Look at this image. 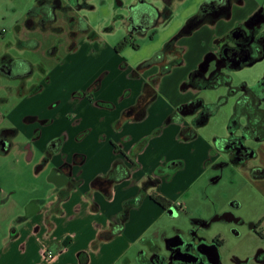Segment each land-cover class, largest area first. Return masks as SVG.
Here are the masks:
<instances>
[{"label": "crops", "instance_id": "1", "mask_svg": "<svg viewBox=\"0 0 264 264\" xmlns=\"http://www.w3.org/2000/svg\"><path fill=\"white\" fill-rule=\"evenodd\" d=\"M257 6L255 3L249 14ZM236 9L232 21L199 28L190 39L176 41L160 64L140 73L135 68L142 61L128 65L112 57L109 64H98L96 52H87L97 39L88 27L90 39L82 34L70 49V42L64 41L56 54L58 60L47 57L52 65L44 60L43 76L20 85L0 74V130L16 128L13 145L20 147L15 160L12 154L0 156V264H134L140 242L154 238L151 229L172 216L167 211H178L174 208L177 202L185 209L187 192L207 176L210 165L222 158L220 153L227 154L216 151L211 138L202 132L210 119L189 141H181L178 134L182 127L191 125L193 117H185L181 124H163L178 106L198 94V90H182L181 84L207 53L216 52V40L241 18ZM148 30L134 34L146 36ZM51 42L49 38L47 47ZM171 63L170 71L160 76V68ZM37 84H41L38 92ZM95 84L98 87L91 92ZM144 85L156 98L148 105L145 117L133 121L123 113L135 106ZM49 104L53 105L47 110ZM158 129L161 131L153 136ZM149 136L145 148L134 156L133 148ZM53 141L49 152L53 158L35 175L41 159L49 156L45 151ZM258 144L256 158L264 155V144ZM115 159L133 168L130 176L114 184L110 196L91 190V181L106 174ZM249 163L247 173L255 167ZM256 166L264 169V162ZM31 177L45 183L41 180L34 185ZM148 177L158 184L154 194L168 201L170 209L164 210L149 198L150 187L143 190ZM250 183L264 198V179L250 178ZM139 197L140 204L129 210L122 230L94 246L100 233L110 231L111 223H119L123 205ZM225 208L205 207L202 214ZM195 210L191 208L189 216ZM170 229L165 226L160 234H168ZM47 252L53 255L51 260L45 258Z\"/></svg>", "mask_w": 264, "mask_h": 264}, {"label": "flooded vegetation", "instance_id": "2", "mask_svg": "<svg viewBox=\"0 0 264 264\" xmlns=\"http://www.w3.org/2000/svg\"><path fill=\"white\" fill-rule=\"evenodd\" d=\"M245 1L203 0L199 11L195 14L200 23L199 28L228 20L231 11L243 7ZM160 2V9L150 6L139 12L130 10L127 22L129 36L135 32L141 34L147 29L166 22L164 7L171 5L172 2L171 0ZM83 7H88L86 0H34L26 10L23 21L14 26L13 41L8 44L7 48L12 49L15 54L22 52L36 54L37 51L40 54L37 60L32 62L28 59L13 57L6 52L5 48L4 53L0 55V74L8 75L22 85L24 81L37 75L43 76L46 69L44 60L46 57L56 58L64 41L70 42L68 46L70 49L71 44L80 35L83 34L90 39L86 19L79 16ZM49 38L52 42L49 47L44 48ZM216 45V52H210L214 54V57L207 72L218 68L223 72L236 71L262 60L264 58V3L244 21L238 22L217 39ZM40 89L41 84H37L36 92ZM15 137L16 135L0 133V156L12 154L15 160L20 150V147L13 145ZM249 141L263 143L253 139H244L234 150L224 152L227 154V162L214 166L215 170L219 171L229 164L247 168L248 162L257 157V153L246 145ZM247 170L250 178L264 179L262 167L255 166ZM240 208L241 205L238 202L231 201L225 210L214 211L207 216L202 214V209L197 208L195 214L189 217L188 226L185 229L171 227L168 234H162L158 239L142 240L134 264H264V247H256L254 252L247 257L232 255L224 260L221 254L224 241L220 235H208L212 225L217 223L228 229L232 235L238 236L239 227L244 225L243 218L235 211ZM263 222L264 218L257 224L250 223L249 228L257 232L256 229L262 227ZM114 223H111V226H114ZM263 235L264 232L259 234L261 239Z\"/></svg>", "mask_w": 264, "mask_h": 264}, {"label": "rangeland", "instance_id": "3", "mask_svg": "<svg viewBox=\"0 0 264 264\" xmlns=\"http://www.w3.org/2000/svg\"><path fill=\"white\" fill-rule=\"evenodd\" d=\"M202 1H174L171 6L172 15L164 24H161L162 26L149 29L146 36L134 34L133 38H129L127 22L130 10L139 12L150 6L161 7L159 0H86L89 8L83 7L79 16L81 18L85 17L87 26L97 36L96 41L92 45L90 44V50H87V52L90 55H95L96 52L97 56L95 58H99L98 64L103 65L109 64V61L112 62L114 60L112 57H117L121 64L128 65L151 59L156 53L158 54V50L159 52L162 50L164 43L173 38L185 25L186 21L199 11ZM33 2L34 0H0V51H5L6 48V52L13 53V50L7 47L13 41L14 26L23 21L26 10ZM255 3L260 6L264 3V0H247L243 7L236 9L235 14L238 12V16L241 18L237 17L239 19L235 21V24L244 21L250 15L249 10ZM131 7L132 9H130ZM234 17L236 16L231 11L229 21H232ZM191 35L178 40L185 41L190 39ZM124 38H128L129 44L121 51H116V45ZM46 47L47 43L44 48ZM35 53L22 52L16 55L36 61L40 52ZM64 54V52H60V55L63 56ZM47 62L50 65L53 64V61L48 60L46 57ZM119 67L120 65L117 66L118 69ZM224 73L228 77L229 87L220 85L214 89L198 90L197 95L191 96V101L200 100L207 106L222 102V105L214 111V114L209 118L210 122L203 127L202 131L203 134L211 138L213 148H215V143L218 144L222 139L229 137L227 129L229 120L234 114V108L242 95V87L255 89L257 83L264 77V58L252 66L236 71H224ZM101 74L102 72L99 76ZM230 88L232 89L229 91ZM51 105L53 104L46 107L47 110ZM262 108L264 109V103ZM246 145L255 153L257 146H259L258 143L251 141L247 142ZM220 155L222 158L210 165L207 176L187 192L189 196L184 201L185 209L183 211L171 209L172 216L164 217L151 229L150 233L154 238L158 239L160 237V232L165 226L185 229L188 226L191 208L204 210L205 207H208L212 210L216 205L221 208L224 205L227 206L231 201H236L241 205V208L235 211L244 220V225L238 229L239 235H232L228 229L217 223L212 225L208 235H220V238L224 241L221 249L224 260L232 255L247 257L254 252L256 247H264V235L262 239L259 236L260 233L264 232V222L262 227L256 229L257 232H253L249 228L250 223L257 224L259 220L264 218V198H262L259 190L251 185L250 176L244 167L229 164L219 171L215 170L214 166L227 162V156L223 153H220ZM261 162H264V155L260 153V157L251 160L249 165L256 166ZM31 180H33L34 185H39L42 179L31 177ZM215 181L217 182L215 183ZM42 182L45 183L44 180ZM157 185L156 182H151L149 186L151 195H155ZM37 188L35 189L37 190Z\"/></svg>", "mask_w": 264, "mask_h": 264}, {"label": "trees", "instance_id": "4", "mask_svg": "<svg viewBox=\"0 0 264 264\" xmlns=\"http://www.w3.org/2000/svg\"><path fill=\"white\" fill-rule=\"evenodd\" d=\"M174 1L181 0H171ZM164 7V17L165 21L170 19L172 15L171 6ZM197 15L190 17L185 25L180 29V31L170 40L166 41L162 47V50L155 54L151 59H147L142 61L135 68V72H143L154 65L160 64L164 58V54L170 52L173 48V44L182 37L190 36L194 31L199 28V22L197 21ZM129 44L128 38H124L121 42H119L115 50L121 51L124 47ZM214 54L207 53L202 61L199 63L197 68L191 71L187 77L186 82L181 84V89H192V90H205V89H214L217 86L225 85L229 87V80L227 75L221 70L213 69L210 72L208 71L209 64L213 59ZM259 61V60H258ZM257 61V62H258ZM256 63V62H255ZM171 63L167 66H162L159 70V75H165L171 69ZM207 68V71H203ZM235 70V68H233ZM98 85L95 84L90 87V91L93 92L97 89ZM148 85H144L141 95L139 96L135 106L133 108H129L124 111L123 116L133 120L140 121L142 120L147 111V107L150 103H152L156 94L153 91H149L147 88ZM232 88L229 89V91ZM242 95L238 101V104L234 108V114L231 116L228 124V136L226 139H222L218 144L215 143V150L219 152H227L232 151L237 148L238 144H241L244 139H253L257 142L264 143V109L262 108V104L264 103V77L260 79L257 83V88L248 89L246 87H242ZM222 105V102L216 103L215 105L207 106L200 100L191 101L184 105L178 106L172 114H170L163 125H168L171 123L181 124L183 119L187 116L193 117L191 120V125L189 127H182L179 131L178 137L181 141H189L196 137L197 130L204 126L211 115L214 114V111ZM161 131V129L156 130L152 133V135H156ZM4 132L5 134L17 135V129L10 130H0V133ZM149 137H146L139 141V143L133 148V155L136 153H140L145 146L147 145ZM56 142V141H55ZM54 141L49 143L46 148L47 155H51L50 148L55 143ZM115 150L118 151V147L114 146ZM56 149H53L54 153ZM121 153V152H120ZM129 163L133 165V168L136 167L134 164V160L131 161L130 158L127 157ZM133 168L129 169L125 165V163L120 159H115L111 164L110 169L103 176L95 177L91 183V190H96L103 193L106 196H110L111 187L119 183L125 179H127ZM152 178L148 177L147 181L144 183V189L148 188L152 182ZM154 203L159 205L161 208L166 209L169 207V202L164 198L156 195H151L149 197ZM141 197L136 198L133 203H126L123 205L122 212L119 214V223L110 228V231L106 233H100L93 245L95 246L99 241H106L114 237L122 230L123 224L126 222L128 217V212L132 207H137L140 204Z\"/></svg>", "mask_w": 264, "mask_h": 264}, {"label": "water", "instance_id": "5", "mask_svg": "<svg viewBox=\"0 0 264 264\" xmlns=\"http://www.w3.org/2000/svg\"><path fill=\"white\" fill-rule=\"evenodd\" d=\"M229 19V18H228ZM216 22L212 23L210 26H214ZM248 66H251V65H248ZM217 67V66H216ZM218 68V67H217ZM219 69V68H218ZM203 71H207V68H205ZM56 155V154H55ZM54 154L52 155H49V156H44L41 161H40V164L35 168V175H37L50 161L51 159L53 158ZM73 166V165H72ZM72 166H70V168H72ZM69 176H71V172H69ZM217 181H215L216 183ZM166 210V209H164ZM167 213L169 215L173 214V212L170 210L167 211ZM29 215L27 214V212L25 211V218H28Z\"/></svg>", "mask_w": 264, "mask_h": 264}, {"label": "built area", "instance_id": "6", "mask_svg": "<svg viewBox=\"0 0 264 264\" xmlns=\"http://www.w3.org/2000/svg\"><path fill=\"white\" fill-rule=\"evenodd\" d=\"M174 208L177 209L178 211L184 210V206L180 202L175 203ZM45 258H47L48 260H51L53 258V255L51 254V252H47Z\"/></svg>", "mask_w": 264, "mask_h": 264}]
</instances>
